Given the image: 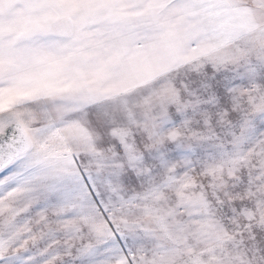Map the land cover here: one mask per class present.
Returning a JSON list of instances; mask_svg holds the SVG:
<instances>
[{"label": "snow or ice", "instance_id": "1", "mask_svg": "<svg viewBox=\"0 0 264 264\" xmlns=\"http://www.w3.org/2000/svg\"><path fill=\"white\" fill-rule=\"evenodd\" d=\"M0 264H264V0H0Z\"/></svg>", "mask_w": 264, "mask_h": 264}]
</instances>
